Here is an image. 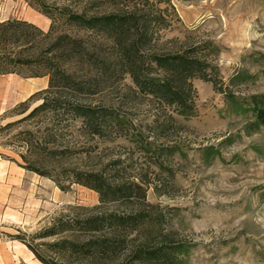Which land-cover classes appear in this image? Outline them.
Masks as SVG:
<instances>
[{"label": "rangeland", "instance_id": "obj_1", "mask_svg": "<svg viewBox=\"0 0 264 264\" xmlns=\"http://www.w3.org/2000/svg\"><path fill=\"white\" fill-rule=\"evenodd\" d=\"M172 3L179 19L162 32L163 40L209 43L215 54L211 64L229 95L209 82L193 79L195 116H174L176 127L157 135L153 127L165 120L168 111L159 110L148 98L133 97L128 90L132 83L126 78L116 90L85 102L126 114L138 137L150 143L147 150L125 137L90 139L89 158L58 166L53 175L67 168L104 170L109 176L112 163L118 161L124 179L149 184L145 185L146 201L153 206V214L161 216L160 228L175 232L176 241L190 248L183 264H264V128L247 134L245 126L252 121L251 115H238L234 104L264 106V0ZM14 18L44 31L50 24L21 0H0V21ZM6 82L15 88L27 80L0 76V84ZM14 96L12 92L7 111L0 116V162L13 160L18 166L24 164L21 156L35 159L26 154L24 142L41 120L19 121L40 101L31 102L21 113L22 102L14 104ZM72 130L74 138L68 136L69 140L78 138V125ZM3 172L0 169V175ZM26 172L32 178H25L21 189L9 194L0 214V264L4 253L14 250L13 238L50 256L45 245L55 239H41L43 230L59 216H82L85 209L98 204L97 193L90 189L73 185L62 192L52 180ZM23 250L30 260H36L25 245Z\"/></svg>", "mask_w": 264, "mask_h": 264}, {"label": "trees", "instance_id": "obj_2", "mask_svg": "<svg viewBox=\"0 0 264 264\" xmlns=\"http://www.w3.org/2000/svg\"><path fill=\"white\" fill-rule=\"evenodd\" d=\"M21 1L50 24L44 31L26 20L0 21V76L48 79L45 89L19 104L24 113L31 102L40 101L19 122L41 124L24 142L26 154L35 159L21 156L24 164L18 166L52 180L62 192L73 185L90 189L98 204L82 216H59L43 230L41 239H55L45 245L50 256L32 250L21 238L12 240L24 244L41 264H183L190 248L176 241L175 232L160 228L161 216L146 201L149 184L124 179L118 161L109 176L104 170L53 171L89 158L87 142L94 138L125 137L147 150L150 143L138 137L126 114L85 102L116 90L126 78L133 97L148 98L168 111L153 127L157 135L176 127L174 116H195L193 79L226 93L211 64L213 48L207 42L163 40L162 32L179 19L172 0ZM234 104L238 115H251L247 134L264 128V106ZM76 125L78 138L72 140Z\"/></svg>", "mask_w": 264, "mask_h": 264}, {"label": "crops", "instance_id": "obj_3", "mask_svg": "<svg viewBox=\"0 0 264 264\" xmlns=\"http://www.w3.org/2000/svg\"><path fill=\"white\" fill-rule=\"evenodd\" d=\"M14 75H6L4 77H11ZM45 78H28L27 82L18 83V85L14 88L12 83H3L0 84V116L7 111L8 101L11 97L12 92L15 93L14 101L16 103H20L25 101L30 95L35 93L40 89H45V86L48 82H45ZM5 81V80H4ZM10 81V80H9ZM47 87V86H46ZM0 169L4 170V172L0 175V214L2 208L6 204L9 198L10 193L17 192V190L21 189L23 180L25 178H32L28 172L19 166L15 165L10 161H1ZM37 181V180H36ZM12 247L16 248L18 252L15 250L5 252L4 261H1V264H29V256L24 252V245L19 243L18 241H12ZM6 249V248H5ZM30 264H40L38 261L30 260Z\"/></svg>", "mask_w": 264, "mask_h": 264}]
</instances>
